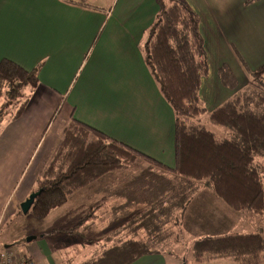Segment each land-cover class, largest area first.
<instances>
[{
    "label": "crops",
    "instance_id": "obj_1",
    "mask_svg": "<svg viewBox=\"0 0 264 264\" xmlns=\"http://www.w3.org/2000/svg\"><path fill=\"white\" fill-rule=\"evenodd\" d=\"M185 1L199 15L208 67L211 62L216 67L211 78L209 69L200 89L201 100L212 111L236 94L239 76L245 87L250 85L239 57L250 72L264 64V0ZM159 11L158 0H0V63L10 60L26 71L42 66L36 88L42 110L34 109L31 114L41 120L40 131L46 127L42 138L46 140L45 149L37 161L30 154L31 171L17 197L14 214L34 194L40 181L55 179L43 174L50 167L52 151L61 147V131L65 134L69 128L84 133H79V144L69 156L67 167L79 147L93 138L85 125L174 168L175 116L140 50ZM224 65L238 82L236 90L221 82L219 72ZM220 100L222 104L216 106ZM29 110L27 106L17 122L6 128L5 137H0L1 153L11 145L15 128ZM128 169L109 173L72 194L64 206L40 222V234H34L35 240L21 254L36 264H83L100 254L108 243L107 222L97 226L94 218L82 220L91 212L95 217H115V222L122 225L128 217L140 213L143 206L125 205L127 186L136 175L134 169L131 173ZM5 207L0 212V229L5 222ZM132 264L169 261L160 253L143 256Z\"/></svg>",
    "mask_w": 264,
    "mask_h": 264
},
{
    "label": "trees",
    "instance_id": "obj_2",
    "mask_svg": "<svg viewBox=\"0 0 264 264\" xmlns=\"http://www.w3.org/2000/svg\"><path fill=\"white\" fill-rule=\"evenodd\" d=\"M254 1L257 0L249 2ZM158 2L159 14L147 30L140 50L175 116L174 168L80 124L93 133V138L79 147L63 173L40 181L34 192L39 195L30 213L41 222L64 206L72 194L103 176L128 169L136 162L144 165L127 186L125 205L145 207L144 213L128 222V227L130 232H148L149 243L126 237L83 264H132L147 255L168 256L164 244L169 235L164 228L179 225L199 184L232 211L264 218V64L250 72L239 57L250 85L209 111L200 98L202 80L209 72L200 18L183 0ZM76 4L87 7L85 3ZM41 67L26 71L10 60L0 63V125L7 121L11 110L15 113L10 120L22 116L30 92L39 85ZM219 75L225 87L237 89L238 82L228 66H222ZM203 118L223 132L217 135L210 131L202 124ZM193 252L196 263L219 258L261 264L264 238L260 234L208 236L194 243Z\"/></svg>",
    "mask_w": 264,
    "mask_h": 264
},
{
    "label": "rangeland",
    "instance_id": "obj_3",
    "mask_svg": "<svg viewBox=\"0 0 264 264\" xmlns=\"http://www.w3.org/2000/svg\"><path fill=\"white\" fill-rule=\"evenodd\" d=\"M183 1L190 7L185 0ZM227 58L228 56H226L224 60H227ZM240 65L242 67L241 63ZM215 68V65L211 62L209 67L210 75L208 77L211 78V76L215 75ZM239 80L240 88L236 92L245 87L242 77L239 76ZM225 93H229V91L225 90ZM36 98V90L33 93L30 92V98L25 109L29 106L31 110H29L28 115L24 116L25 120L21 121V125L15 128V132L12 135V140L10 142L11 145L6 147L4 152H0V212L2 210L1 208L4 207V205L6 206L4 213H2L4 214L3 218L5 217V222L0 229V251H6L7 246H12L8 251L17 256L22 255L21 253L24 252L23 249L32 243H27V239L36 237L34 234H40L41 232L40 221L33 218L30 211L28 214H23L21 206H18V213L14 214V205L17 202V197L25 187L28 180L27 177L31 171V155H34L36 160L41 151L45 149L44 147L46 145L44 142L46 140H42L46 127L40 131L39 127L41 126V120L31 114L34 109L37 111L42 110V105L38 103ZM220 104H222L221 100L216 103V106H219ZM14 113L15 111L11 110L5 118V120L8 118L7 121L0 125V137L4 134L9 124L13 123L9 117L14 115ZM27 118L29 122H27ZM202 124L217 135H219L218 133L223 132L221 128L214 126L206 118H203ZM79 133L81 134L84 132L79 131L78 128H69L65 134L61 131V147H59L58 150L55 149L52 151L53 154L51 153L50 167L47 171L45 170L43 174L45 178H57L68 168L66 166L67 160L69 156L71 157L75 153V145L79 144ZM5 134L2 137H5ZM81 142L83 141H80V143ZM34 158L33 162L35 161ZM131 167L127 172L131 173V170L134 169L136 172L135 174H138L143 170L144 165L136 162ZM115 173L116 172H112L110 174L115 175ZM199 186V196L193 200L192 207L190 202V206H188L189 208L187 207V214L185 213L186 215L183 217L182 221L179 222V225L173 226L171 224L164 228L167 230L166 234L169 235L167 242L164 244V247L169 253L167 256L169 264H183L184 261H186L187 264H240L232 259L219 258L196 263L193 256V245L196 241L208 236L221 237L260 234L264 238V218L250 216L247 213L234 212L229 209L224 202L218 199L211 190L202 184H199ZM201 193H203V195H201ZM9 199L10 201L8 202ZM144 211L145 207H142L139 210L140 213H144ZM139 214L131 215V217H128L122 225L117 224V222H115V217H111L110 215L108 217L103 215L95 217L93 216V213L89 212L85 214L83 219L90 215L88 219L86 218V220H84L90 221L94 218L96 219L95 223L97 226H100L101 223L105 224V221L107 222L105 235L107 236L108 241L106 248H108L110 245L114 246L128 238L149 243L150 236L148 237V232L142 229H139L136 232H130V227H128V222ZM144 217L146 218V216ZM84 220L82 221L85 222ZM124 226L125 228H123ZM105 235L103 236L105 237ZM95 239L98 240V238ZM151 246H153V243ZM153 247L155 249L157 248L156 245ZM92 250L96 251L94 247H92ZM101 250H104V248ZM261 264H264V253L262 254Z\"/></svg>",
    "mask_w": 264,
    "mask_h": 264
},
{
    "label": "built area",
    "instance_id": "obj_4",
    "mask_svg": "<svg viewBox=\"0 0 264 264\" xmlns=\"http://www.w3.org/2000/svg\"><path fill=\"white\" fill-rule=\"evenodd\" d=\"M0 264H36L31 258L23 255L17 256L12 252L0 251Z\"/></svg>",
    "mask_w": 264,
    "mask_h": 264
},
{
    "label": "water",
    "instance_id": "obj_5",
    "mask_svg": "<svg viewBox=\"0 0 264 264\" xmlns=\"http://www.w3.org/2000/svg\"><path fill=\"white\" fill-rule=\"evenodd\" d=\"M39 195V193H34L32 194L29 199L27 201H25L22 205H21V209H22V213L23 214H28V212L30 211L36 197ZM35 240V237L33 238H28L27 239V243H31ZM11 248L10 246H7L6 249Z\"/></svg>",
    "mask_w": 264,
    "mask_h": 264
}]
</instances>
